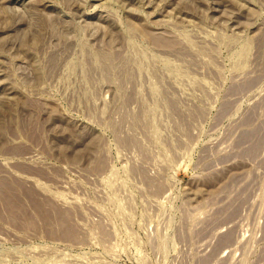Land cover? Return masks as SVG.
Wrapping results in <instances>:
<instances>
[{
	"label": "rangeland",
	"instance_id": "obj_1",
	"mask_svg": "<svg viewBox=\"0 0 264 264\" xmlns=\"http://www.w3.org/2000/svg\"><path fill=\"white\" fill-rule=\"evenodd\" d=\"M0 264H264V0H0Z\"/></svg>",
	"mask_w": 264,
	"mask_h": 264
},
{
	"label": "bare ground",
	"instance_id": "obj_2",
	"mask_svg": "<svg viewBox=\"0 0 264 264\" xmlns=\"http://www.w3.org/2000/svg\"><path fill=\"white\" fill-rule=\"evenodd\" d=\"M252 155H253V154H252ZM35 206H36V205H35ZM39 207H40V206H39ZM45 216H46V214H45ZM65 224L68 225V223H65ZM62 225H63V224H62ZM66 225H65V226L63 225V226L66 227ZM64 227H63V228H64Z\"/></svg>",
	"mask_w": 264,
	"mask_h": 264
}]
</instances>
